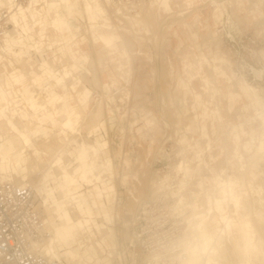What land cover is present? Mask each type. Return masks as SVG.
Listing matches in <instances>:
<instances>
[{"label": "rangeland", "instance_id": "rangeland-1", "mask_svg": "<svg viewBox=\"0 0 264 264\" xmlns=\"http://www.w3.org/2000/svg\"><path fill=\"white\" fill-rule=\"evenodd\" d=\"M108 1L78 0L66 9L69 21L87 40L88 51L82 54L86 59H74L82 52L64 49L70 36L65 35L68 21L62 12L61 26H54L53 39L37 40L34 45L38 50L19 48L0 57L4 91L14 85L10 72L18 64L21 68L26 65L24 69L30 71L26 73L34 78H47L43 83L53 85L62 96L63 102L49 105V86L29 84L34 100L54 114L57 121L53 123L40 122L39 111L35 114L37 109L26 104L25 97L18 101L17 109L8 106L10 99L15 102L17 98L5 97L0 112L9 107L11 116L14 111L29 113L31 118L23 120L26 127L30 131L39 127L44 134L37 141H59L66 111L81 114L69 141L58 142L57 158L64 160L56 168L50 167L49 173L63 165V173L79 181L78 194L87 199L92 214L89 226L83 223L75 229L72 248L80 247L82 258L76 263H68L63 256L60 260L63 264L93 261L99 241H84L85 231L92 238L100 236L107 246H115L128 239L131 222H174L185 235L189 222L203 220L216 242H211V264H264V0H170L171 12H163L155 0H129L128 5L122 4L127 0ZM82 4L87 20L80 10ZM57 11L56 17L51 14L50 22L58 18ZM99 12L102 17L96 15ZM23 18V26H28L25 14ZM211 32H216L217 42H210L215 46L209 50ZM194 33L199 48L194 45ZM229 34L235 42L226 38ZM99 36L117 37L106 51L110 55L104 73L97 67L92 71L88 68L93 58L96 63L93 50L94 43L102 41ZM44 61L50 62L46 72L40 67ZM251 67L261 70L260 82L254 81ZM6 68L11 71L6 72ZM65 68L72 72L63 90L56 87V78ZM244 84L255 88L256 95L247 93ZM86 89L90 92L85 93ZM70 91L83 92L69 103ZM100 102L104 127L96 137L108 142L105 154L92 145L96 142V115L89 117L94 121L86 127V108H97ZM11 129L0 115V145ZM81 146L87 150L86 161L95 165L93 174L113 188L108 201L103 198L95 206L94 186L100 184L95 181L87 186L75 168ZM40 161L52 166L55 156L46 153ZM32 162L36 166L39 161ZM180 163L183 166L178 168ZM5 165L9 166L3 164L2 170H6ZM32 178L36 179L35 173ZM49 183L55 188L51 180ZM30 184L35 187L34 182ZM47 200V207L54 208L51 199ZM37 203L44 219L45 202L39 194ZM249 223L252 233L248 234L245 226Z\"/></svg>", "mask_w": 264, "mask_h": 264}, {"label": "crops", "instance_id": "crops-1", "mask_svg": "<svg viewBox=\"0 0 264 264\" xmlns=\"http://www.w3.org/2000/svg\"><path fill=\"white\" fill-rule=\"evenodd\" d=\"M51 1V3H49ZM68 1V2H67ZM78 0H36L34 3V8H30L26 10V17L27 21H29V25L25 26L22 32H19L18 35H15L13 37H9L5 41V48L8 53L11 54V51H17L19 48L26 49L27 51L30 49L38 50L39 47L35 44L37 40H47L53 39L52 34L56 32L54 29L55 27L61 26V18L60 12H62V16L65 18V20L68 21L67 23V32H65V35L69 39H66V41L69 40L68 43H66V46L64 49L66 51H77L82 52L78 55V58L75 57L74 59L84 60L86 59L85 56L82 54L87 53L88 47H87V40L86 38L79 33V28H76L72 25V20L69 21L68 17L66 16L65 12L69 5L75 4ZM100 1V0H99ZM156 5L158 8H160L163 12H171L172 7L170 0H155ZM37 4V6H36ZM78 4V3H77ZM36 6V7H35ZM83 8L80 9L82 11V15L86 19V12L85 7L82 4ZM89 9L92 8L91 5H87ZM91 6V8L89 7ZM39 9L37 10L36 8ZM96 10H98V5L95 7ZM165 9V10H164ZM167 9V10H166ZM43 10L41 13L40 11ZM54 10H58V18H55L53 22L51 20V14L53 16H57L54 14ZM99 11V10H98ZM173 11V10H172ZM98 17H100L102 14L100 12L96 14ZM102 17V16H101ZM23 23L26 22V19L22 18ZM87 20V19H86ZM16 24L19 26L18 20H15ZM89 27V26H88ZM99 30L100 27H96ZM104 31V30H102ZM212 36H210L209 41L207 42L208 46L210 47L214 43H210L212 41L217 42L215 39L216 32H211ZM92 35V34H91ZM75 36V37H73ZM194 45L198 47V36L194 33ZM117 37L116 36H99L98 39H101L102 41H99L97 43H94L96 45L95 49L93 50L95 52L96 56V63L94 61V58L91 60L92 65L88 64V68L92 71V68L97 67L100 69L101 73L106 72L107 66L106 62L108 60V55L106 51L110 50V48L113 46L112 43ZM104 41V42H103ZM107 45H106V44ZM33 44L34 46L31 47L30 45ZM30 46V47H29ZM110 47V48H109ZM199 48V47H198ZM211 47L209 48V50ZM85 51V52H84ZM22 50L18 53L20 56L22 54ZM102 52V53H101ZM97 53V55H96ZM200 54L202 52H199ZM99 54V57H98ZM110 60V59H109ZM111 61V60H110ZM114 63V61H111ZM26 65L21 68V65L16 64V69L14 68L13 71L10 72L12 75L11 81L14 82V85L11 89L6 88L8 90H15L17 88H20L22 92H25L23 95V98L26 99V104L31 106L35 110V114L39 113V121L42 120H48L51 123L56 122V118L51 111L46 109V105L42 103H38L34 100V94L32 87L29 86L30 83H34L33 85H44L49 86V89L52 91V93H48L46 98L48 97L49 105L57 106L59 102H63L62 96L57 94L55 89L52 88L53 85H46L48 82L47 78H42L43 76H38L34 78L27 68L24 69ZM50 62L44 61L42 64H40L41 69L46 72V70H49ZM84 66V65H83ZM76 69V68H75ZM42 70V71H43ZM10 69L6 68V72H9ZM72 70L70 68L63 69V72L59 78H56V87L62 88L64 90L65 86V80L70 76L71 77ZM9 73V74H10ZM10 75V76H11ZM87 75H90V73H87ZM3 78V77H2ZM95 78V77H94ZM109 80L112 82H115V80L108 76ZM36 82V83H35ZM83 82V79L80 81ZM43 83V84H42ZM53 84V83H51ZM108 87V85H106ZM83 87V86H81ZM14 88V89H13ZM52 88V89H51ZM83 91H70L68 98H70L69 103H72V99L78 97L80 94H82ZM86 89L85 93H89ZM84 94V93H83ZM91 94V93H90ZM85 95V94H84ZM10 97L9 93H5L3 90V87L0 86V108L4 106V102L6 101V98ZM83 96H81L82 98ZM87 97V96H84ZM10 102L15 105V108L17 109V106L19 102H13L12 99H10ZM8 107H5L1 110L0 115L4 119V121L7 123V126H10L12 129V132L10 135H7L5 137L4 142L0 145V179L2 181H9L14 182L18 185H27L31 182H34L35 184V190L37 195L43 197V200L45 202L44 211H45V218L43 219L44 224L46 225V228L48 231H50V234H52V238L50 239L49 245L46 247V253L48 255H52L55 258H58L60 260L59 256H63L65 260L68 263H76L77 259H81L82 256L79 253L80 247L73 249L72 247L75 246L76 241V228L81 227V224H85L86 226L90 225L89 219L91 217V210L90 205L86 198H84L83 195L78 194L79 188L81 187L79 184V181L73 177L72 175L66 173L64 174V166L62 165L60 168L57 169V172L55 173H49L50 167L56 168L64 159L57 158V153L59 152V141L61 143L69 141L70 134L69 133H75L76 125L78 124L79 119L81 118V114L77 111H71L67 110L66 114L63 116V122H62V129H61V135L62 137L58 141L57 138H55L50 143L48 139L46 140L47 143H42L40 141H37L38 139H43L44 134L41 131V129L38 127L33 131H30L28 127L24 124L23 120H28L30 117L29 113L22 112L21 114L18 113V111H14V114L11 116L10 111L7 109ZM8 110V111H7ZM102 108H101V102L100 105L96 108L93 107L91 110L86 108L85 112L87 114V123L86 127H90L88 123H92L93 121L89 120V117L94 114L96 115V119L94 122L96 124L94 125V133L93 135L96 137L97 132L104 127V124L101 120L102 117ZM57 114V113H56ZM14 117V122H12V118ZM98 129H97V128ZM40 129V130H39ZM96 142H94L92 145H97L96 148H99V151L101 154H105L108 146V142L105 139H98L96 137ZM97 143V144H95ZM86 148L84 146H81L79 149V155L77 158V166H75L76 170L80 172V178L81 181H83L87 186L95 185L94 182L96 181L100 186H94L95 190V196L92 200V204L95 206L97 205V201L105 198L108 201V197L110 192L113 191L112 186L110 183H106L105 181H102L98 174H93V170H95V165L90 162L88 163L84 157V154L86 153ZM49 153L53 154L55 156V164L52 166H45L40 161L41 156L44 154ZM36 159L37 164L36 166L33 164L32 160ZM108 162H110L112 166L111 159H107ZM128 161V160H127ZM3 164H8L9 166L5 165L6 170H2L1 166ZM35 173L36 179H33L32 176ZM63 178V179H62ZM51 180V184L55 185V188H52L49 181ZM29 182V183H28ZM32 185V184H31ZM55 194L58 196L56 197ZM51 199V202L53 203V207H47V202L50 200H47V198ZM50 203V202H49ZM42 207V205H41ZM40 208V206H39ZM77 223H76V222ZM95 228L99 231L101 230L100 227L96 224ZM64 244V246H67L66 248L62 249L61 245ZM59 251H63L62 254H59ZM63 264V263H62ZM80 264V263H78Z\"/></svg>", "mask_w": 264, "mask_h": 264}, {"label": "built area", "instance_id": "built-area-1", "mask_svg": "<svg viewBox=\"0 0 264 264\" xmlns=\"http://www.w3.org/2000/svg\"><path fill=\"white\" fill-rule=\"evenodd\" d=\"M31 1L5 0L0 6V50L9 37L20 32L13 16ZM126 2L131 1L122 4ZM226 38L235 42L231 34ZM258 72L261 75V70ZM253 75L254 81L260 82V75ZM180 232L181 225L174 222H131L128 239L118 245L107 246L100 236L92 238L89 231L83 239L91 244L99 241L97 255L89 264H178ZM46 237L34 188L0 180V264H61L40 249Z\"/></svg>", "mask_w": 264, "mask_h": 264}, {"label": "bare ground", "instance_id": "bare-ground-1", "mask_svg": "<svg viewBox=\"0 0 264 264\" xmlns=\"http://www.w3.org/2000/svg\"><path fill=\"white\" fill-rule=\"evenodd\" d=\"M4 1L5 0H0V6H2V4L4 3ZM9 2L11 1V0H8ZM35 1L36 0H32L31 2H30V4L26 7V8H22V9H20V13H19V15H14L13 16V19L14 20H18V22H19V28H20V26L21 27H24L23 26V20H22V18H23V16H24V14L26 15V10L27 9H30V8H34V3H35ZM105 1H107V3H110L108 0H105ZM138 1V0H137ZM132 3H134V2H132ZM126 4L128 5V4H131V2H126ZM135 4V3H134ZM132 6H134V5H132ZM133 8V7H132ZM134 9V8H133ZM122 10H124V9H122ZM126 11V10H125ZM135 11V10H134ZM133 10H132V12H134ZM123 12V11H122ZM130 12V11H129ZM20 32H22V30H20ZM31 51H33V50H31ZM6 55H8V52H7V50H6V48H5V45L1 48V50H0V57H4V56H6ZM10 69V68H9ZM31 69V68H30ZM10 71H11V69H10ZM254 72H255V75H257V76H259L260 75V73L259 72H257V71H255L254 70ZM245 85V90H246V92L248 93V91L249 92H252L254 95H256V93H257V91H256V89L255 88H253V87H248L246 84H244ZM14 89V88H13ZM6 91V93H9L10 94V96H12V97H14V98H17V100L15 101V102H18V101H20L21 99H22V97H23V93H22V91L20 90V88H17V89H15V90H8V89H6L5 90ZM25 93V92H24ZM8 99H10V98H8ZM10 101V100H9ZM14 102V101H13ZM9 104H8V106L11 104V106H14L13 105V103H11V102H8ZM19 105V104H18ZM9 108V107H8ZM183 166V163H180L179 164V166H177L178 168H180V167H182ZM182 169V168H181ZM1 180V179H0ZM2 181V180H1ZM14 183V182H13ZM15 184V183H14ZM223 184V183H222ZM16 185H18V184H16ZM27 185H29V186H32L31 184H27ZM18 186H25V185H18ZM230 184H227L226 183V187H227V190H228V192H232V190H231V188H230ZM33 188H34V191H35V196H36V198H37V193H36V190H35V187L34 186H32ZM180 198V197H179ZM183 199H185L184 197H183ZM183 199L181 198L180 200H182L183 201ZM263 199V198H262ZM178 201H179V199H177V204H178ZM184 202V201H183ZM176 203V202H175ZM180 203H181V201H180ZM179 203V204H180ZM186 203V202H185ZM183 204V203H182ZM181 205V204H180ZM182 207V206H181ZM39 208V207H38ZM175 208V207H174ZM40 209V208H39ZM180 209V208H179ZM41 213V212H40ZM42 215V214H41ZM205 221H203V220H201V221H196V220H193L192 222H189L188 224H187V226H188V229H186V233H185V235H184V232L185 231H183V228L181 229V232H180V234L177 236V244H178V246L180 247V249H181V255H180V257H179V261H178V264H180L181 262V264H211V260H210V257L211 256H209L210 255V251L212 252L213 250H211L210 248H211V242L213 243V241H214V243H216L215 242V239L212 241V237L210 236V233L206 230V225H205V223H204ZM42 225H43V231H44V233L46 234V239H45V241H43V242H41V244L39 245V247H40V249L42 250V252L45 254V255H48L46 252H45V245H46V243L51 239L50 237H51V234H50V232L47 230V228H46V225L44 224V221H43V218H42ZM245 228H246V231H247V233L249 234V233H252V230H251V225H250V223L249 224H247L246 226H245ZM185 237H184V236ZM182 237H183V239L184 240H182ZM180 241H183V242H181L182 243V245H184L183 247H182V245L180 244ZM250 243V248H252L253 247V245H252V243H251V240L249 241ZM254 244V243H253ZM216 245V244H215ZM217 246V245H216ZM185 249V250H184ZM215 250H217V248L215 249ZM185 251V252H184ZM214 255H215V253H214ZM48 256H51V257H53L52 255H48ZM53 258H55V257H53ZM56 259H58V258H56ZM59 260V259H58ZM60 261V263L62 264V261L61 260H59Z\"/></svg>", "mask_w": 264, "mask_h": 264}]
</instances>
